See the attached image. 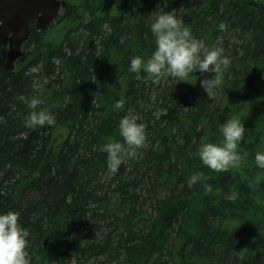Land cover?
Listing matches in <instances>:
<instances>
[{
	"label": "trees",
	"instance_id": "1",
	"mask_svg": "<svg viewBox=\"0 0 264 264\" xmlns=\"http://www.w3.org/2000/svg\"><path fill=\"white\" fill-rule=\"evenodd\" d=\"M155 10L230 59L214 97L200 85L213 73L193 84L128 71L155 47ZM55 27L52 39L29 23L13 70L0 45V212L19 213L30 264H264V0H74ZM21 96H38L56 123L27 127ZM125 115L147 138L112 174L100 148L122 139ZM234 117L239 166L215 172L198 147L222 142Z\"/></svg>",
	"mask_w": 264,
	"mask_h": 264
},
{
	"label": "clouds",
	"instance_id": "2",
	"mask_svg": "<svg viewBox=\"0 0 264 264\" xmlns=\"http://www.w3.org/2000/svg\"><path fill=\"white\" fill-rule=\"evenodd\" d=\"M151 16L149 31L154 37L155 47L146 58L141 55L131 58L128 71L136 74L137 78L143 73L153 83L172 79L175 83L184 81L193 84L196 77L195 80L187 78L195 73H213L211 78L201 79L200 85L207 96L214 97L230 64V59L223 55V49L206 46L203 40L193 36L191 29L173 12L155 10ZM219 28L224 30L226 25L221 23ZM37 87L42 88L43 84ZM20 99L32 109L25 120L27 127L53 126L56 123L53 114L37 110L42 103L38 96H21ZM123 105V100H118L114 107L119 110ZM145 127L143 123L137 122L135 116L120 118L117 128L122 139L109 140L100 148L107 154L106 164L110 173L115 174L126 156H134L136 150L144 146L147 138ZM219 131L222 142H202L196 153L201 162L215 172L239 166L241 155L238 146L244 137L245 126L241 119L234 117L220 125ZM254 161L258 168L264 169V151H257ZM199 179L200 174L197 173L191 177V183L195 184ZM211 190V187L207 188V191ZM28 236L29 231L19 223L18 212H0V264H30L26 251Z\"/></svg>",
	"mask_w": 264,
	"mask_h": 264
},
{
	"label": "water",
	"instance_id": "3",
	"mask_svg": "<svg viewBox=\"0 0 264 264\" xmlns=\"http://www.w3.org/2000/svg\"><path fill=\"white\" fill-rule=\"evenodd\" d=\"M66 5L65 0H0V45L7 46V70L14 68L22 54L29 23L45 33Z\"/></svg>",
	"mask_w": 264,
	"mask_h": 264
},
{
	"label": "rangeland",
	"instance_id": "4",
	"mask_svg": "<svg viewBox=\"0 0 264 264\" xmlns=\"http://www.w3.org/2000/svg\"><path fill=\"white\" fill-rule=\"evenodd\" d=\"M74 0H67V2H73ZM77 1V0H76ZM50 29V30H49ZM46 33L48 34L49 38L55 39L58 37V31L60 30V27L55 28H49ZM55 36V37H54Z\"/></svg>",
	"mask_w": 264,
	"mask_h": 264
},
{
	"label": "bare ground",
	"instance_id": "5",
	"mask_svg": "<svg viewBox=\"0 0 264 264\" xmlns=\"http://www.w3.org/2000/svg\"><path fill=\"white\" fill-rule=\"evenodd\" d=\"M13 70V69H12Z\"/></svg>",
	"mask_w": 264,
	"mask_h": 264
}]
</instances>
